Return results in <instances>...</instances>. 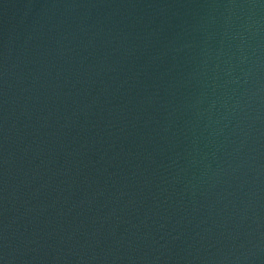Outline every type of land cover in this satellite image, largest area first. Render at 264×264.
Here are the masks:
<instances>
[{
    "label": "water",
    "instance_id": "95a60500",
    "mask_svg": "<svg viewBox=\"0 0 264 264\" xmlns=\"http://www.w3.org/2000/svg\"><path fill=\"white\" fill-rule=\"evenodd\" d=\"M0 264H264V0H0Z\"/></svg>",
    "mask_w": 264,
    "mask_h": 264
}]
</instances>
